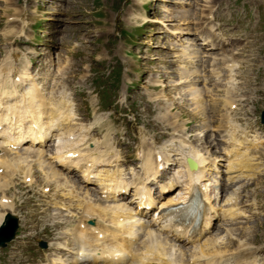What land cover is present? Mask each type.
Returning <instances> with one entry per match:
<instances>
[{"label":"bare ground","instance_id":"bare-ground-1","mask_svg":"<svg viewBox=\"0 0 264 264\" xmlns=\"http://www.w3.org/2000/svg\"><path fill=\"white\" fill-rule=\"evenodd\" d=\"M164 110V109H163ZM162 110V111H163ZM30 116H33V117H37L36 114L34 113H30ZM35 123V121H33ZM49 131V127L47 126H39L38 127V130L34 133V138H37L39 140H42V137L43 136H46L47 133ZM71 152V153H74L75 152V149L72 148L71 146H67L64 150L60 151L59 153V158L61 160L65 159L67 154ZM188 156L190 157H194L196 156L198 158V161L200 163V165L203 164L204 162V159L199 155L197 154L196 152H192V150H185L183 153H182V158L185 160ZM199 171H203V168L202 166H200L199 168ZM45 175H49L48 172H43ZM63 205V203H61ZM3 205V204H2ZM88 208V207H87ZM102 211L103 212V209L100 208L98 212ZM114 214L116 215V228H115V231L112 232V228L104 225L101 221V219L98 220V224L100 226V228L103 230L102 233L105 235L104 237V240L103 241H107L109 246H110V249L109 250V255H104L103 257L106 258L107 256H110V257H116L115 261H120V260H123L124 259V256L123 254H118L116 255V251L117 249H119L122 245H121V242L122 241H128L134 249L137 250V247H135V240L133 239V235L132 234H129L126 232L124 226L122 225V214L121 213H117L116 211L114 212ZM126 216H123V218H125ZM129 217V216H127ZM260 226L262 224H264V220L261 219L260 221ZM75 231H76V234H77V238L81 241H83L85 244H87L88 246H91V249H94L95 248V244H101L99 241H102L100 238H97L96 236H93V235H90V236H87V231L84 232V228H80V227H76L75 228ZM108 235H109V239L110 241H108ZM126 236V238H125ZM112 238H114V240L112 241ZM158 243V242H157ZM143 249L141 250V253L144 254L146 257L150 254L149 253V250L146 248V246L142 247ZM152 250V249H151ZM203 254H205L203 252ZM101 257V256H100ZM208 260H211L213 261V259L209 256L208 257ZM171 261L170 259H164L163 262L164 264H171ZM181 263V260L178 261V264ZM215 263V262H214ZM214 263H211V264H214ZM205 264H207V260H205Z\"/></svg>","mask_w":264,"mask_h":264},{"label":"rangeland","instance_id":"rangeland-1","mask_svg":"<svg viewBox=\"0 0 264 264\" xmlns=\"http://www.w3.org/2000/svg\"><path fill=\"white\" fill-rule=\"evenodd\" d=\"M150 53H151V52H150ZM259 174H260V173L257 172V174H256L255 176H249L248 178H249L250 180H252V179H257V177H258Z\"/></svg>","mask_w":264,"mask_h":264}]
</instances>
